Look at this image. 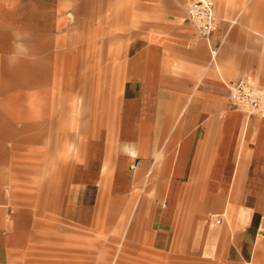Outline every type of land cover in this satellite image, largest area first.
Masks as SVG:
<instances>
[{"label":"crops","instance_id":"obj_1","mask_svg":"<svg viewBox=\"0 0 264 264\" xmlns=\"http://www.w3.org/2000/svg\"><path fill=\"white\" fill-rule=\"evenodd\" d=\"M213 2L206 40L187 0H0V264L16 207L55 198L80 227L134 214L158 247L209 211L233 260L262 253L264 113L229 87L264 89V0Z\"/></svg>","mask_w":264,"mask_h":264},{"label":"rangeland","instance_id":"obj_2","mask_svg":"<svg viewBox=\"0 0 264 264\" xmlns=\"http://www.w3.org/2000/svg\"><path fill=\"white\" fill-rule=\"evenodd\" d=\"M71 146L66 142L65 162L71 160ZM54 202L16 207V264H264V249L248 263L233 260L225 235L207 220L212 216L209 211L189 214L181 207L177 236L158 247L156 232L148 222L136 221L134 214L118 215V226L86 228L72 221V212L62 200L55 198ZM193 217L200 221H188ZM191 234L198 236L191 239ZM186 235L190 239L185 240Z\"/></svg>","mask_w":264,"mask_h":264},{"label":"built area","instance_id":"obj_3","mask_svg":"<svg viewBox=\"0 0 264 264\" xmlns=\"http://www.w3.org/2000/svg\"><path fill=\"white\" fill-rule=\"evenodd\" d=\"M213 0H187L186 13L199 35L209 40L214 31ZM212 54L214 53L211 52ZM233 107L245 114L264 113V89L238 80L229 87ZM222 219L216 217L215 223Z\"/></svg>","mask_w":264,"mask_h":264}]
</instances>
